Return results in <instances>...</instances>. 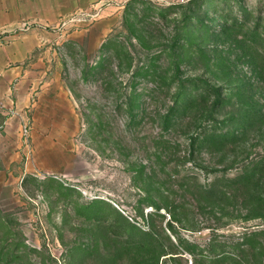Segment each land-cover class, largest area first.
<instances>
[{
	"label": "rangeland",
	"instance_id": "1",
	"mask_svg": "<svg viewBox=\"0 0 264 264\" xmlns=\"http://www.w3.org/2000/svg\"><path fill=\"white\" fill-rule=\"evenodd\" d=\"M80 2L0 100V264H264V0Z\"/></svg>",
	"mask_w": 264,
	"mask_h": 264
},
{
	"label": "crops",
	"instance_id": "2",
	"mask_svg": "<svg viewBox=\"0 0 264 264\" xmlns=\"http://www.w3.org/2000/svg\"><path fill=\"white\" fill-rule=\"evenodd\" d=\"M80 6V0H0V28L15 30L0 46V100L26 108L40 83L45 91L59 93L54 54L65 37L48 29ZM25 25L28 29L21 30Z\"/></svg>",
	"mask_w": 264,
	"mask_h": 264
},
{
	"label": "built area",
	"instance_id": "3",
	"mask_svg": "<svg viewBox=\"0 0 264 264\" xmlns=\"http://www.w3.org/2000/svg\"><path fill=\"white\" fill-rule=\"evenodd\" d=\"M97 14V13H96ZM94 14H84L81 11L74 13L73 15H71L69 18H67L66 20L64 19L61 23H59L58 25V29H63L69 25H74L78 22H80L81 20L85 19L86 17H93L96 15ZM28 29L27 26L21 27V30H26ZM14 32L13 29H1L0 30V46H3L4 44H6L9 40L10 35Z\"/></svg>",
	"mask_w": 264,
	"mask_h": 264
},
{
	"label": "trees",
	"instance_id": "4",
	"mask_svg": "<svg viewBox=\"0 0 264 264\" xmlns=\"http://www.w3.org/2000/svg\"><path fill=\"white\" fill-rule=\"evenodd\" d=\"M184 20H185V22H187V21L189 20V16H188V15H184ZM179 99H181V97H180ZM179 102H180V100H179ZM186 104H187V102L185 101V102H184V106H186ZM181 107H183V106H180V105L177 104V102H176V108H180V109H181Z\"/></svg>",
	"mask_w": 264,
	"mask_h": 264
}]
</instances>
